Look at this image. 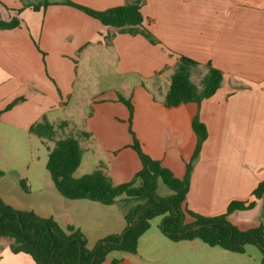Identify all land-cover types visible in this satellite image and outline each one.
Returning <instances> with one entry per match:
<instances>
[{
	"label": "crops",
	"instance_id": "obj_1",
	"mask_svg": "<svg viewBox=\"0 0 264 264\" xmlns=\"http://www.w3.org/2000/svg\"><path fill=\"white\" fill-rule=\"evenodd\" d=\"M44 1L0 0V21L20 22L14 29L0 30V122L28 133L42 117L57 125V114L66 112L61 122L68 126L61 138L79 131L90 134L79 141L83 155L90 154L93 170L102 164L119 185L141 168L129 126L143 151L182 179L197 142L191 127L197 115L207 137L192 169L186 209L213 217L223 214L231 201H254V209L259 205L252 192L264 181V0H141L143 27L158 41L155 45L139 34L106 27L76 8L55 4L59 0H46L51 4L33 9ZM69 1L104 11L136 0ZM180 56L210 63L223 73V81L199 105L166 108L169 78ZM107 57L114 59V85L91 87L86 68ZM152 80L162 93L158 98L150 90ZM118 95L131 98L130 123ZM72 108L84 111L82 121L73 118ZM39 191L34 205L21 210L51 218L62 229L74 227L89 249L124 231V216L133 204L123 198L112 205L69 200L53 182ZM241 214L228 217L230 222L246 219L235 224L241 231L264 221L262 212L256 222ZM136 255L123 253L117 264H136ZM113 259L108 255L103 264ZM0 264L35 263L28 255L12 254L9 241L0 239Z\"/></svg>",
	"mask_w": 264,
	"mask_h": 264
},
{
	"label": "trees",
	"instance_id": "obj_2",
	"mask_svg": "<svg viewBox=\"0 0 264 264\" xmlns=\"http://www.w3.org/2000/svg\"><path fill=\"white\" fill-rule=\"evenodd\" d=\"M50 4L45 0L34 5L33 9L39 10ZM55 4L76 8L106 27L117 29L120 33L139 34L149 43L158 44L154 36L143 27L141 0L104 11H94L69 0H59ZM19 24L17 19L0 21V30L14 29ZM202 67L206 69V74L196 84L191 80L192 72ZM169 81L170 85L163 101L164 107L172 108L188 103L199 105L221 87L223 73L213 68L210 63L202 65L180 56ZM117 99L128 110L130 123L133 115L130 99L121 95H118ZM21 100H14L7 109ZM67 126L65 121L52 125L42 117L40 121L30 125L27 131L41 142H53V147L47 149L45 169L56 190L69 200L86 199L103 205H112L120 198L132 202L124 216L126 227L120 235L108 236L89 249L84 235L74 227L62 229L51 218H41L33 211L15 209L0 199V239L9 241L12 254L28 255L35 264H103L112 252L135 254L139 239L150 228V221L157 216H163L159 229L171 242L199 240L210 247H219L236 254L243 253L246 245H252L260 251L261 264H264V224L241 231L228 221L231 214L252 209L255 206L254 201H231L223 214L213 217L196 214L185 207L192 169L207 137L206 126L197 115L191 122L197 142L182 179L176 178L160 161L147 155L129 126V133L133 137L131 148L137 154L141 168L131 181L119 185L112 183L103 171L102 164L89 174L74 177L83 156L79 141L90 138V134L79 131L56 138L58 131H63ZM2 175L0 172V177ZM158 181L172 194L159 196L156 193ZM20 186L23 191H27L24 181H20ZM252 196L255 200L264 198V181L257 185ZM118 262V259H113L110 264Z\"/></svg>",
	"mask_w": 264,
	"mask_h": 264
},
{
	"label": "rangeland",
	"instance_id": "obj_3",
	"mask_svg": "<svg viewBox=\"0 0 264 264\" xmlns=\"http://www.w3.org/2000/svg\"><path fill=\"white\" fill-rule=\"evenodd\" d=\"M81 66L83 67V65ZM114 68L115 63L112 57H107L104 62L88 65L86 70L89 73V77L87 79L90 81L91 87L98 84L101 88H111L115 82L112 77ZM205 71L204 68L194 70L191 75L192 80L195 83H199V79L204 75ZM110 77L112 78L110 79ZM153 83L154 81L152 80V83L149 84L150 90L152 89L153 94L158 98L162 93L155 86L153 87ZM161 86L165 89L164 83ZM130 94H132L131 91ZM83 112L77 108L71 109V115L79 122L83 119ZM85 112L88 113V111ZM66 115V112L57 114L55 122L60 123ZM63 133L64 130L58 131L56 138H61ZM52 146L53 144L49 141L41 142L37 137L15 130L0 122V172L3 173V178H0V199L13 208L20 210L34 205L36 198L41 195L39 188L45 184L52 183L45 169L47 149L52 148ZM94 161L90 154L85 153L76 174L74 173V177L79 178L91 173ZM20 181H24L26 185H28L27 181L30 182V188L27 186V191H23ZM156 193L159 196L172 194L161 181L157 183ZM252 209L239 212L244 213L241 215H245L244 217L248 221L256 222V218L260 213H264V198L261 199L254 210ZM188 210L191 211L190 209ZM162 220L163 216L153 218L150 221V228L141 236L138 243L136 264H261L262 255L252 245H246L243 253L236 254L219 247H210L199 240L183 241L178 244L171 242L159 229ZM242 220L246 219L238 218V221L232 220L233 223L228 219L233 226L237 224V226H240ZM187 221H190V219H187ZM261 224H264V221ZM122 254L121 252H112L109 257L118 259Z\"/></svg>",
	"mask_w": 264,
	"mask_h": 264
}]
</instances>
